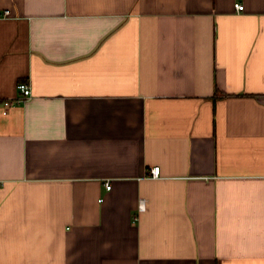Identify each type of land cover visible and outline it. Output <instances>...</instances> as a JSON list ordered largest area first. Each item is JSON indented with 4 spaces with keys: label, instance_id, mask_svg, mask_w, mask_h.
I'll return each mask as SVG.
<instances>
[{
    "label": "crops",
    "instance_id": "obj_1",
    "mask_svg": "<svg viewBox=\"0 0 264 264\" xmlns=\"http://www.w3.org/2000/svg\"><path fill=\"white\" fill-rule=\"evenodd\" d=\"M0 264H264V0H0Z\"/></svg>",
    "mask_w": 264,
    "mask_h": 264
},
{
    "label": "built area",
    "instance_id": "obj_2",
    "mask_svg": "<svg viewBox=\"0 0 264 264\" xmlns=\"http://www.w3.org/2000/svg\"><path fill=\"white\" fill-rule=\"evenodd\" d=\"M235 6L238 10H242L244 8V3L240 2V1H237L235 3ZM9 12L8 10H6V13ZM18 88L21 92L20 96L19 97H16V98H6L4 99L3 103L4 105L7 107L13 105L15 102H18L20 100H24L28 97H30L32 95V89H31V85L29 82L27 81H20L18 83ZM4 112H7V109L4 110ZM150 174L153 175V176H158L160 174V166L159 165H154L150 168ZM106 186L108 188L111 187V183L109 181L106 182ZM140 209H142L144 206H143V203H141L139 205Z\"/></svg>",
    "mask_w": 264,
    "mask_h": 264
}]
</instances>
